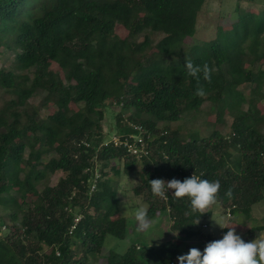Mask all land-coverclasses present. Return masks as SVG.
<instances>
[{"label": "trees", "instance_id": "obj_1", "mask_svg": "<svg viewBox=\"0 0 264 264\" xmlns=\"http://www.w3.org/2000/svg\"><path fill=\"white\" fill-rule=\"evenodd\" d=\"M205 2L0 0V45L13 53L15 67L25 70L0 68V89L16 99V106L25 105L37 90L57 98L55 109L42 120L34 108L7 104L0 111V205L12 209L7 212L10 225L5 227L0 217V264H88V255L100 251L107 234L124 237L127 220L119 214L108 169L129 176L140 163L134 195L146 202L150 218L167 211L171 228L188 238L197 233L191 229L194 221L210 217V211L191 213L190 202L174 198V190L167 200L153 196L151 180L183 181L193 174L219 180L218 204L228 214L248 213L264 200V114L253 100L242 109L244 97L233 88L242 82L255 91L264 83L263 70L242 67L248 57L264 60V3L257 13L236 10L231 31L217 32L184 53L182 43L196 35ZM118 24L125 36L116 32ZM155 33L162 37L152 54L146 50ZM186 59L213 69L210 84L200 81L206 97L195 95L198 85L186 72ZM226 93L235 112L228 135L213 130L178 140L177 130L157 128L158 122L178 121L184 112L197 111L206 99L217 104ZM70 101L81 103V111L67 114L64 107ZM106 101L132 110L122 125L121 116H115L114 134L130 142L131 134H139L145 154L137 157L123 145L104 144ZM231 148L236 152L229 156ZM46 152L49 159H43ZM44 171L63 176L38 191ZM94 173L99 176L90 190ZM10 179L23 190L18 196L11 192ZM229 188L231 197L225 195ZM245 233V242L259 238L264 220ZM73 236L82 251L78 257ZM206 237L207 243L219 240ZM181 243H132L121 254L110 251L106 263L179 264Z\"/></svg>", "mask_w": 264, "mask_h": 264}, {"label": "rangeland", "instance_id": "obj_2", "mask_svg": "<svg viewBox=\"0 0 264 264\" xmlns=\"http://www.w3.org/2000/svg\"><path fill=\"white\" fill-rule=\"evenodd\" d=\"M240 2V3H238ZM264 3V0H206L202 11L199 13L197 20V32L194 37H187L182 43V51L184 53L189 51V47L195 43H200L202 41L213 38L217 32L226 33L231 31L229 25L236 19L235 14L236 10L240 12H251L257 13V8ZM116 32L120 36H125L127 31L122 27L121 24L116 26ZM162 37L159 33L151 34V47L147 48L146 52L156 53L155 44ZM142 36L139 37V40H142ZM15 59L13 53L9 50L3 48L0 45V68L13 69L15 72H25V70H20L15 67ZM171 67V66H169ZM245 69L263 70L264 71V60H257L248 57L242 66ZM51 68L56 69V66H51ZM29 71V70H28ZM29 71L28 74H30ZM62 77L65 76V72L62 70ZM136 76L132 75L130 81H135ZM233 88L236 92H239L240 95H243L244 101L241 104L242 109H246L248 103L253 100L254 104L258 108L261 114H264V83L261 85V88L258 90H253L252 85L247 83L237 82L234 83ZM253 97V99H251ZM12 101L16 102V99L9 93L4 92L0 89V111L5 108L6 105L11 104V108H34L38 111V119L42 120L46 115L50 114L55 109V103L57 98L49 95L48 93L37 90L34 95H32L23 106H16ZM81 103L77 101H70L69 104L64 107V110L67 114L74 111H81ZM106 109L104 112V118L101 120L102 130L104 133L105 142L114 136V126L116 125L115 116H121L122 120L119 124L122 125L125 122L127 117L131 114L132 110H124L121 105L116 103L109 104V101L105 103ZM234 108L230 106V100L228 94L217 104H214L209 99H206L201 104L200 108L197 111L184 112L182 117L178 121L174 122H158L157 128L160 130L163 128H168L169 130L178 131V140H185L189 137H204L208 136L213 130L220 131L223 135H228L231 129V122L234 115ZM262 131L264 132V121L262 125ZM100 145V144H99ZM98 145V146H99ZM236 152V149L231 148L229 150V156L233 155ZM28 153L25 151V155ZM51 153H44L43 159H49ZM119 164H117L118 166ZM97 166V164H96ZM141 168L140 163L136 164V171L132 172L129 176L120 172L118 175L113 173L108 169V176L110 178V185L116 189V198L118 200L119 214L126 217V231L124 237H115L113 235L107 234L105 240L99 252L94 254H89L87 263L88 264H107L106 257L109 252L112 251L117 254L123 253L127 246L130 244H139L145 243L153 246H158L166 241H182L179 246V255L187 254L189 249L195 247L198 248L201 252L207 244V234L211 236L222 239L223 235L228 231L227 228H221L214 220L222 222L226 227H234L236 233L241 236L245 241V231L249 226H255L261 224L264 220V200L259 201L252 205L251 210L248 213L234 211V213L228 214L224 211L222 205L218 204L208 209L210 211V217L199 219V223L195 224L198 220L194 221V226L191 228L196 231L195 235H192L190 238L184 236L183 234L178 233V231L171 228L172 219L170 218L169 213L159 212L153 219L155 223L154 229L149 232H137L136 227L137 223L133 216V211L139 206H145L144 202L140 197L134 195L132 191L133 185L138 182V172ZM97 171V167L96 170ZM25 172H22L20 176L22 177ZM45 175L38 182L36 188L41 190L46 185L56 184L59 177L63 176L61 172L49 173L44 171ZM11 179L9 185L13 188L12 194L18 196V192H23L22 189H16L11 185ZM166 182L169 180H165ZM29 199H32L33 196H29ZM12 209L5 208L0 205V217L3 220V224L8 226V211ZM125 211L127 213L125 214ZM20 214V213H19ZM80 215L76 214L75 220H79ZM214 219V220H213ZM75 221V222H77ZM3 231L5 230L4 226L2 227ZM178 233V234H177ZM264 235V233H262ZM76 241V244H75ZM73 247L77 248L76 257L82 254L81 247L78 246L77 239L73 236L72 238ZM46 252L49 251L48 248H44Z\"/></svg>", "mask_w": 264, "mask_h": 264}, {"label": "clouds", "instance_id": "obj_3", "mask_svg": "<svg viewBox=\"0 0 264 264\" xmlns=\"http://www.w3.org/2000/svg\"><path fill=\"white\" fill-rule=\"evenodd\" d=\"M185 69L187 74L197 81L198 87L195 95L201 98L206 97L207 90L200 81L203 79L204 82L210 84L213 69L206 62L196 65L191 59H186ZM220 189L219 180L201 179L196 174L183 181L175 178L167 182L163 179L150 181V190L153 196L167 200L168 191L174 190L172 196L176 199L187 198L190 202V212L199 213L200 216L208 213V209L218 205ZM225 195L231 197L232 189L229 188ZM126 213L127 211H125ZM133 216L137 223V232L146 233L154 229L156 222L149 217L147 207H137L133 211ZM214 221L219 227L228 229L222 239L207 243L203 252L195 247L189 249L187 254L177 257L179 264H264V235L245 242L236 233L235 226L226 227L224 223ZM198 223L199 220L195 224Z\"/></svg>", "mask_w": 264, "mask_h": 264}, {"label": "built area", "instance_id": "obj_4", "mask_svg": "<svg viewBox=\"0 0 264 264\" xmlns=\"http://www.w3.org/2000/svg\"><path fill=\"white\" fill-rule=\"evenodd\" d=\"M134 128L139 129V127L136 126ZM130 137L132 138V142H130L129 138L121 140L116 135H114L109 139V141L104 142V144L112 141L114 145H123L127 147V151L135 154L137 157H140L141 153L145 154L147 150L143 146L142 137H140L139 134H131ZM93 175L94 178L91 177L90 190H93L95 188V179L99 176L97 173H94Z\"/></svg>", "mask_w": 264, "mask_h": 264}]
</instances>
